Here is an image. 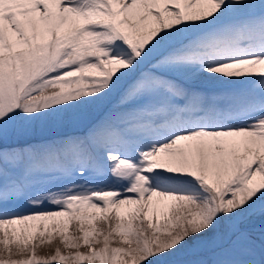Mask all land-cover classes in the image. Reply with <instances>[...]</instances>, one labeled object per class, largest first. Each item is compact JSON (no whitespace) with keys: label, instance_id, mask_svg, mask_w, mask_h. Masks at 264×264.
Here are the masks:
<instances>
[{"label":"snow or ice","instance_id":"obj_1","mask_svg":"<svg viewBox=\"0 0 264 264\" xmlns=\"http://www.w3.org/2000/svg\"><path fill=\"white\" fill-rule=\"evenodd\" d=\"M0 264H264V0H0Z\"/></svg>","mask_w":264,"mask_h":264}]
</instances>
